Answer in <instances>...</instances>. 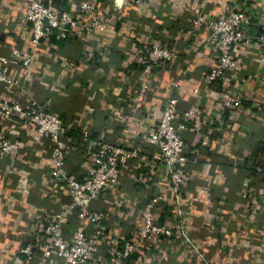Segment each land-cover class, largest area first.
I'll list each match as a JSON object with an SVG mask.
<instances>
[{
  "label": "built area",
  "instance_id": "obj_1",
  "mask_svg": "<svg viewBox=\"0 0 264 264\" xmlns=\"http://www.w3.org/2000/svg\"><path fill=\"white\" fill-rule=\"evenodd\" d=\"M62 1L66 0H28L23 19L34 48L25 49L18 37H11L0 61V174L8 171L16 176L15 180L7 178L0 197L5 200L7 196L13 197L14 212L21 211L24 205L35 211L33 217L27 216L23 221L32 241L21 246L8 264H162L181 257L189 263L192 255L197 264H218L207 249L197 245L198 239L206 246L216 247V254L223 260L233 259L236 243H230L229 239L240 233L239 224L236 233L230 234L234 231L226 219H234V214L240 211L246 216H250V211L264 218V184L261 194L250 185L244 186L249 197L240 210L237 205L227 204L228 207L221 200L202 217L193 205L186 204L183 190L193 182L188 167L203 149L212 151L218 139L211 127L204 130L205 111L200 104L181 105L173 93L179 88L177 81L170 85L156 124L149 113L144 122V138L151 151L136 144L119 146L95 139L89 130L83 129L81 140L91 149L86 170L82 178L67 170L73 149L70 133L74 129L29 95L33 82L29 84L28 80L36 61L35 51L44 48L49 52L52 41L64 42L71 37H77L83 44L84 39L102 35L111 11V18L118 21L122 14L115 10L108 12L112 0H70L72 10L59 6ZM2 4L0 0V8ZM187 11L192 16L194 31L203 28L207 33L202 47L208 55L209 68L200 83L208 84L211 91H219L218 104L223 109L240 110L245 98L235 86L250 66L255 65L254 72L262 68L257 81L264 91V0H228L220 11H216L213 3L192 5ZM89 13H96L98 19L85 21ZM5 31L14 30L0 24V32ZM79 51L84 53L82 49ZM113 52L107 49L105 55ZM178 54L175 47L154 39L141 41L140 47L130 46L127 58L130 68L126 72L113 71L116 69L111 63L107 68L117 77L110 79L113 86L106 95L114 99L126 88L125 105L142 104L155 93L164 71ZM76 63L71 59L65 65L70 68ZM247 76L249 81L257 77L255 73ZM227 83L233 85L227 89L223 86ZM193 93L200 96L202 89L196 88ZM251 100L256 108L262 107L260 100ZM13 132L17 133V140L11 139ZM187 133L199 135L198 142L187 145ZM142 166L148 167V173L138 172ZM219 168L220 165L216 172ZM256 172L264 177V165ZM28 176L39 180L36 188L26 183ZM128 177L151 185L165 183L171 197L154 192L145 199L136 196L131 201L124 191ZM36 191L42 203L30 205L26 198ZM98 200L105 201L103 209L92 205ZM167 212L172 214L170 221L163 220ZM202 218H208L212 224L208 231L199 234L194 224ZM73 221L77 227L65 237ZM254 236L263 238V234Z\"/></svg>",
  "mask_w": 264,
  "mask_h": 264
},
{
  "label": "crops",
  "instance_id": "obj_2",
  "mask_svg": "<svg viewBox=\"0 0 264 264\" xmlns=\"http://www.w3.org/2000/svg\"><path fill=\"white\" fill-rule=\"evenodd\" d=\"M2 1L0 24L10 26L14 31L0 32V61L7 52L11 37H18L25 49L34 48L23 19L28 0ZM226 2L228 0H112L108 12L119 11L122 19H112L111 11L107 19L108 27L102 35L84 39L83 44L77 37H71L61 44H53L49 52L44 48L36 49V61L30 68L32 75L28 80L33 82L29 83V95L38 103L47 105L50 111L72 125L74 130L70 137L73 149L66 167L71 174L82 178L87 158L91 154L90 147L81 140L83 129L89 130L95 139L101 138L119 146L136 144L143 150L151 151L152 147L147 146L144 138V122L149 118V113L150 119L156 124L163 103L170 93V85L177 81L179 88L173 93L179 98L181 105L184 107L200 104L205 111L204 130L211 127L214 137L218 139L212 151L203 149L188 167L193 182L183 190L182 197L186 204L193 205L195 211L204 216L208 210L217 207V201L221 203V200L226 206L237 205L238 210L244 207L243 201L249 197L244 193L245 185H250L253 191L261 194L264 177L258 174L256 169L264 165V91L259 88L257 81L262 68L258 67L254 72L256 67L252 65L241 75V80L235 87L245 99L241 109L237 111L223 109L222 105L218 104L219 91H211L208 84L200 83L209 68V58L202 47L207 33L203 28L199 32L194 31L192 16L187 8L213 3L216 11H220ZM59 6L73 9L70 0L59 2ZM97 16L96 13H89L84 18L89 22L98 19ZM150 39L168 44L179 51L177 58L169 64L168 70L164 71L160 86L137 106L125 105L126 88H122L121 93L114 99H109L106 93L108 88L113 86L110 79L117 77L115 72H108L109 64L116 69L113 71L126 72L127 67L130 68L127 62L129 47H140L141 41ZM110 48L114 51L113 54L105 55V51ZM71 59L77 63L67 68L65 62ZM81 59L83 61H80ZM253 72L257 77L249 81L247 75L254 74ZM232 85L227 83L223 86L228 89V86ZM196 88L202 89L200 96L193 93ZM251 99L260 100L262 107L256 108ZM18 138L16 132L11 134L12 140ZM185 140L187 145L197 143L199 135L187 133ZM219 165L217 173L216 167ZM148 170V167L142 166L138 172L148 173ZM7 178L15 180L16 176L8 171L0 174V195L5 192L2 185H6ZM128 178L124 183V191L131 201L136 199V196L145 199L154 192L171 197L165 183L151 185ZM25 181L35 188L39 182L30 176ZM45 185L48 187V183ZM207 186L209 188H206ZM33 195L27 196L28 203L41 204L38 191ZM7 197V201L0 199V264H8L10 259L18 254L20 247L33 239L26 234L23 221L27 216L33 217L35 211L24 205L21 211L14 212L16 202L13 197ZM92 205L96 209H103L106 203L104 200H98ZM249 213L250 216H246L240 211L234 214V219H226L232 231L239 224V234L230 232L235 234L229 239L230 243H236L235 251L231 254L233 259L223 260L221 255L216 254V247L206 246L200 239L197 240V245L207 249L210 257L218 264H264V218L254 216L250 211ZM170 215L172 214L167 212L163 220L170 221ZM211 224L208 218H202L201 221L197 220L194 226L200 230L199 234H203ZM76 227L77 223L73 221L67 228L65 237H69ZM217 228L220 226L217 225ZM256 233L263 234V238L254 236ZM176 256H179L178 250ZM190 257L189 263L181 257L175 259L174 263L162 264H197L195 257Z\"/></svg>",
  "mask_w": 264,
  "mask_h": 264
},
{
  "label": "trees",
  "instance_id": "obj_3",
  "mask_svg": "<svg viewBox=\"0 0 264 264\" xmlns=\"http://www.w3.org/2000/svg\"><path fill=\"white\" fill-rule=\"evenodd\" d=\"M53 42V44L55 43V41H52ZM55 44H61V42H59V43H55Z\"/></svg>",
  "mask_w": 264,
  "mask_h": 264
}]
</instances>
